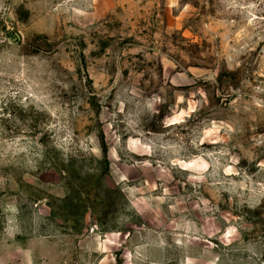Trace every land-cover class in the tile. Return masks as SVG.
<instances>
[{
  "label": "rangeland",
  "instance_id": "rangeland-1",
  "mask_svg": "<svg viewBox=\"0 0 264 264\" xmlns=\"http://www.w3.org/2000/svg\"><path fill=\"white\" fill-rule=\"evenodd\" d=\"M0 264H264V0H0Z\"/></svg>",
  "mask_w": 264,
  "mask_h": 264
}]
</instances>
